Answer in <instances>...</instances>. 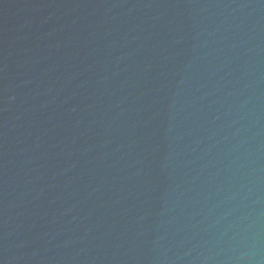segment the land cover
Listing matches in <instances>:
<instances>
[{
  "label": "water",
  "instance_id": "obj_1",
  "mask_svg": "<svg viewBox=\"0 0 264 264\" xmlns=\"http://www.w3.org/2000/svg\"><path fill=\"white\" fill-rule=\"evenodd\" d=\"M0 264H264V0H0Z\"/></svg>",
  "mask_w": 264,
  "mask_h": 264
}]
</instances>
